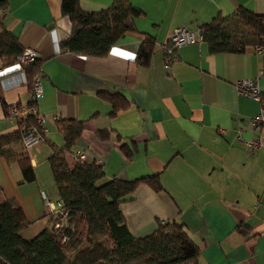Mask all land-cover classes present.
<instances>
[{
	"label": "crops",
	"instance_id": "crops-1",
	"mask_svg": "<svg viewBox=\"0 0 264 264\" xmlns=\"http://www.w3.org/2000/svg\"><path fill=\"white\" fill-rule=\"evenodd\" d=\"M78 2L83 11L98 12L113 0ZM128 2L141 11L133 19L136 30L105 55L91 56L61 47L71 31L61 0H0V31L36 51L42 83L32 98L25 70L3 66L0 57V136L16 129V118L7 114L11 106L32 102L42 120V136L26 148L35 180L20 183L19 164L0 155V201L14 198L21 206L29 222L23 237L48 225L42 195L58 199L48 158L52 145L64 146L57 122L74 120L82 129L68 160L83 152L85 163L101 166L99 183L158 176L161 190L140 183L120 204L132 235L146 236L158 222L175 220L199 249V264H264V126L250 124L260 102L235 86L257 79L264 91L262 56L252 43L214 53L201 40L177 48L176 59L164 66L174 28H198L238 8L264 14V0ZM146 36L151 51L142 62L136 54L149 43ZM108 95L128 103L113 110ZM245 141L255 144L247 150Z\"/></svg>",
	"mask_w": 264,
	"mask_h": 264
},
{
	"label": "trees",
	"instance_id": "trees-1",
	"mask_svg": "<svg viewBox=\"0 0 264 264\" xmlns=\"http://www.w3.org/2000/svg\"><path fill=\"white\" fill-rule=\"evenodd\" d=\"M61 12L71 22V31L61 47L91 56L105 55L125 33L135 31L133 19L141 14L128 0H113L98 12L83 11L78 0H61ZM200 28L203 40L214 53L239 52L247 43L264 45V14L245 8H238L229 18L217 17ZM145 39L149 43H142L136 54L142 62L148 59L151 51L150 37ZM22 50L16 37L6 29L0 31L3 66H13ZM24 70L31 89L33 77L40 70L37 60ZM107 99L113 110L128 103L119 95H108ZM81 126L74 120L57 122L64 146L52 145L53 153L48 162L60 207L57 213L45 214L47 226L31 238L23 237L21 231L29 222L21 206L14 198L0 201V264H199V249L183 224L175 220L158 222L154 231L143 237L130 233L120 204L133 198L140 183L155 191L161 190L158 176L134 180L112 178L99 183L104 176L100 165L68 160ZM32 127L42 136L37 116L28 114L16 118V129L0 136V155L8 162L19 164L20 183L35 180L22 142V133ZM85 241L91 242V246L81 248Z\"/></svg>",
	"mask_w": 264,
	"mask_h": 264
},
{
	"label": "built area",
	"instance_id": "built-area-1",
	"mask_svg": "<svg viewBox=\"0 0 264 264\" xmlns=\"http://www.w3.org/2000/svg\"><path fill=\"white\" fill-rule=\"evenodd\" d=\"M5 13V9H1ZM203 40V29L198 28H186V27H177L172 30L168 37V43L165 46V59L164 66L168 67L175 59V50L182 46L193 45ZM255 51L262 56V68L260 74L264 77V45H256ZM37 59L36 51L30 47H24L21 54L17 56L14 63L15 69L24 71V68L32 64ZM236 89L240 94L250 96L254 100L260 102L259 112L251 118L250 124L254 128L264 126V91L262 92L259 88L257 79H248L243 78L237 80L235 83ZM42 83L41 78L34 76L31 85V97L33 98L37 93L41 91ZM9 116L15 118H24L28 114L36 115L37 121L41 125V118L37 113L36 107L31 104L27 106H11L7 110ZM41 137L40 132L36 128L32 127L27 131L22 133V142L25 148H28ZM246 149H250L254 146V141H245L244 142ZM73 157L76 161H84L85 154L81 151H76L73 154ZM42 200L45 204L46 214L57 213L60 207V203L57 201L55 204L52 203L45 195H42ZM58 227V225H56Z\"/></svg>",
	"mask_w": 264,
	"mask_h": 264
},
{
	"label": "rangeland",
	"instance_id": "rangeland-1",
	"mask_svg": "<svg viewBox=\"0 0 264 264\" xmlns=\"http://www.w3.org/2000/svg\"><path fill=\"white\" fill-rule=\"evenodd\" d=\"M236 29H237V27H236ZM242 30H243V28H241V33H243ZM46 193H47L46 195L48 196V197H47V196H46V197L49 198V197H50V196H49V193H48V192H46ZM49 199H50V201H52L53 203H55V201H56L55 198H53V197H50ZM42 204H43V207H44V206H45L44 202H43ZM38 221H39V222H40V221L42 222V220H40V219H38ZM38 221L36 220L35 222H32L33 227L36 226V225L38 224ZM89 246H91V242L85 241V242L81 245V248H87V247H89Z\"/></svg>",
	"mask_w": 264,
	"mask_h": 264
}]
</instances>
